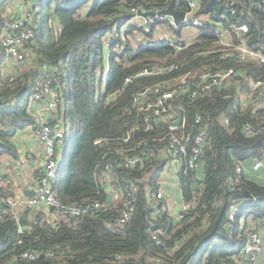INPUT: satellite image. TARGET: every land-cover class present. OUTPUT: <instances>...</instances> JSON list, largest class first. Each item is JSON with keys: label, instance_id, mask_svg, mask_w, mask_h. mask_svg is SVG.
Instances as JSON below:
<instances>
[{"label": "trees", "instance_id": "trees-1", "mask_svg": "<svg viewBox=\"0 0 264 264\" xmlns=\"http://www.w3.org/2000/svg\"><path fill=\"white\" fill-rule=\"evenodd\" d=\"M15 1L0 0V33L8 25L12 13L9 8ZM28 1L36 9L38 22L32 40L35 54L20 61V69L5 81L0 67V202L12 185L2 173V158L6 154L17 158L14 136L22 128L36 127L30 100L37 80L45 72H52L58 77L61 93L57 113H62L66 128V150L54 188L65 202L100 200L104 207L74 220L49 221L46 212L39 211L37 223L27 227L20 244L18 222L0 216V264H248L244 254L248 234L231 230L227 217L232 206L244 202L243 211L250 209L246 225L258 230L264 222V182L247 178L237 170L239 162L264 158V134L247 136L242 129L246 121L254 120V113H264L263 108L257 112L251 107L247 112L240 109L237 84L248 89L244 75L233 76L230 86L205 97L190 100L181 92L174 97L189 120L201 114L209 125L204 164L197 177L191 178L184 168L178 171L183 198L193 203L190 221L179 217L169 220V212L153 200L154 191L164 183L163 161L117 166L105 181L97 163L104 156L118 157L119 150L129 149L140 138L169 129L165 122L144 128V114L132 104L137 89L165 79L172 87L177 75L190 70L200 72L208 65H235L263 77L264 62L220 61L218 53L206 51L214 44V37L208 33H201L183 53L173 57V47L164 40L158 42L155 29L143 31L142 19L135 20L131 30L121 26L119 37L109 48L105 46L104 37L117 21L125 24L131 18L133 6L167 7L172 0ZM175 1L186 7V0ZM198 4L199 15L223 24L227 20L246 23L249 44L264 49V0H198ZM164 29L174 35L184 34L183 28L166 25ZM167 57L181 67L171 74L141 77L123 88L127 74ZM106 62L109 69L103 89ZM226 93L230 96L225 97ZM224 115L231 118L230 126L221 121ZM134 126L140 127L127 139ZM96 138L104 141L95 144ZM109 190L114 198L107 203ZM127 190L135 193L136 201L130 219L121 223V215L129 208L125 204ZM160 226L165 234L157 241L152 232ZM25 249L39 256L17 261Z\"/></svg>", "mask_w": 264, "mask_h": 264}, {"label": "built area", "instance_id": "built-area-1", "mask_svg": "<svg viewBox=\"0 0 264 264\" xmlns=\"http://www.w3.org/2000/svg\"><path fill=\"white\" fill-rule=\"evenodd\" d=\"M186 7L180 1H175V7L179 11L185 12L184 19L176 22L175 18L169 14H159L158 12L166 7L152 6L146 7L143 4L132 7L133 15L125 24L117 21L112 30L104 37L106 47H110L119 37V30L133 29L135 20H141L142 29L145 32L156 30L157 41H166L173 47V57L183 53L194 43V38L201 33H208L214 37V44L206 50L209 53H218L220 61L233 60L236 62L258 61L264 62V49L253 47L249 44L245 33L249 30L246 23H235L230 20L222 22L215 21L209 17L198 14V0H186ZM140 11L155 12L154 15L143 16ZM166 25L183 28L184 34L174 35L164 29ZM187 26H192L198 31L193 35L185 32ZM38 22L36 19V9L30 7L21 15H15L8 21L7 27L0 33V67L3 68L11 57L17 61H23L34 55V45L32 40L35 37ZM146 40L141 38V43L146 45ZM157 42V43H158ZM156 44V43H155ZM198 54L204 53L198 51ZM109 55H107V58ZM170 57V56H169ZM169 57L162 59L154 65H146L140 69L130 72L124 77L123 88L129 87L135 80L147 75L171 74L177 71L181 65L176 61L169 62ZM242 74L248 84V89L243 90L240 83L237 84V91L240 96V109L247 112L251 107L253 112L260 108L264 109V76L255 77L246 70H239L235 65L225 68L217 66L213 68L208 65L200 72L186 71L174 77L175 82L162 80L149 83L137 89L132 97L133 106L144 114L143 123L145 129L159 126L161 123H169V129L158 135L140 138L127 150H119L118 157H102L97 163V167L102 170V179L108 180L117 166L137 167L143 166L148 160H161L164 167L169 164L184 168L191 177H197L199 169L204 164V152L208 139V122L203 115L197 114L194 118L184 115L180 109L181 103L174 100L177 93H186L190 100H195L206 95H211L218 88L230 86L235 75ZM230 96L229 93L225 97ZM32 102H38L46 111L55 112L61 102L59 80L55 73L45 72L40 80H37L35 93L31 97ZM31 108V106H30ZM182 114L180 123L175 124L179 114ZM253 121H246L242 129L247 136L264 134V113H254ZM225 125H231V118L227 115L221 117ZM140 126L129 129L127 139ZM36 134L45 145V164L38 173L37 187L33 195L18 196L10 191L5 193L0 202V216H9L18 222L19 237L17 244L22 243L23 234L27 227H32L37 223L36 217H32L31 223L20 224L22 211H30L34 215L37 212L51 211L59 218L65 220L78 219L83 215L94 213L103 209L104 205L100 200L78 204L65 202L54 188L59 178V170L66 150L65 132L63 124H53L44 116H38L36 124ZM104 138H96L95 144H102ZM243 162H239L238 172H244ZM264 167V158L253 160V168L258 170ZM264 176V174H263ZM179 180H180V176ZM7 183H11L10 178H6ZM181 183V181H180ZM236 182L233 181L232 184ZM115 186V185H114ZM192 186V183H190ZM165 186L162 184L154 191V199L161 202L162 209L167 210L165 200ZM112 198L114 194L112 190ZM136 201V195L132 190L125 193V204L129 208L125 209L119 221L126 223L131 216V206ZM164 201V202H163ZM246 203L241 202L232 206L227 213L231 230L246 232L248 234L247 243L244 248L245 258L248 264H264V257L260 258L262 251V236L259 230L246 225L250 209L245 211ZM193 208L191 200H185L180 205L176 215L168 213V219L174 217L190 221L188 217ZM36 216V215H35ZM165 234L163 227H157L152 232V237L159 241L160 236ZM38 253L31 249L23 250L17 261H31L38 257ZM14 264V263H11Z\"/></svg>", "mask_w": 264, "mask_h": 264}, {"label": "crops", "instance_id": "crops-1", "mask_svg": "<svg viewBox=\"0 0 264 264\" xmlns=\"http://www.w3.org/2000/svg\"><path fill=\"white\" fill-rule=\"evenodd\" d=\"M28 0H17L9 8L12 11L10 15L11 20L15 15H21L26 9L30 8L31 4ZM22 62L17 61L15 58L11 57L6 66L2 68L3 76L10 77L17 73L20 69ZM5 77V78H6ZM31 112L38 119V116H44L49 122H55L53 124H63L62 113L46 111L38 102H32ZM36 127L27 126L22 128L15 136L14 140L16 142L19 156L14 157L11 154H6L2 158L3 170L2 173L7 175V178L11 179V189L10 192L14 195L24 196L35 192L38 182V173L42 170L45 164V145L38 138ZM253 162V160H252ZM20 167V169H18ZM165 168V173H168L166 181L163 183L166 189L165 199L167 202V211L171 214L176 215L180 205L183 202V194L181 183L179 180V168L174 164H169ZM263 176V175H262ZM264 178V176H263ZM30 196V195H29ZM47 215V220L54 221L58 218L53 212L45 210ZM22 216L27 223H31L32 217L35 215L30 211H22ZM264 222L259 226L258 230L262 236V251L260 253V258L264 257ZM259 225V224H257ZM256 226V224H254ZM244 264V263H243Z\"/></svg>", "mask_w": 264, "mask_h": 264}, {"label": "rangeland", "instance_id": "rangeland-1", "mask_svg": "<svg viewBox=\"0 0 264 264\" xmlns=\"http://www.w3.org/2000/svg\"><path fill=\"white\" fill-rule=\"evenodd\" d=\"M30 3H31L30 7H34L32 5V1ZM185 32L192 34V36L198 34V31L196 29H194V27H192V26H187L185 28ZM107 61H108V58H107ZM107 63L108 62L104 63L105 66H104V74H103L104 75L103 89H104V86H105V83H106V77H107V73H108V69H109V65ZM5 77H3V81H5L7 79V77L6 78ZM39 80H40V78L38 79V81ZM242 166H243V169H244V174H245V176L247 178L253 179V180L257 181V182H264V178L262 176L264 174V167L260 168L258 170H255L253 168L252 160H247V161L243 162ZM167 176H168V173H165L164 174V178H163L164 182L166 181Z\"/></svg>", "mask_w": 264, "mask_h": 264}, {"label": "water", "instance_id": "water-1", "mask_svg": "<svg viewBox=\"0 0 264 264\" xmlns=\"http://www.w3.org/2000/svg\"><path fill=\"white\" fill-rule=\"evenodd\" d=\"M140 13L143 15V16H148V15H154L155 12H149V11H140ZM159 14H169V15H172L176 22H181L183 19H184V16H185V12L183 11H179L176 9L175 7V0H172L171 3L164 9H162L161 11L158 12ZM182 120V114L180 113L177 120L174 122L175 124H178L180 123ZM18 169H20V167H18ZM34 193L32 194H29V195H33ZM111 198H112V193H108V197H107V203H109L111 201ZM20 224H27V220L24 219L23 216H21V219H20ZM42 255H44L42 253Z\"/></svg>", "mask_w": 264, "mask_h": 264}]
</instances>
